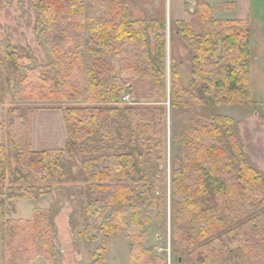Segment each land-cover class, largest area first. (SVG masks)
Here are the masks:
<instances>
[{"label": "trees", "instance_id": "obj_1", "mask_svg": "<svg viewBox=\"0 0 264 264\" xmlns=\"http://www.w3.org/2000/svg\"><path fill=\"white\" fill-rule=\"evenodd\" d=\"M195 1L176 22L177 35L193 52L186 86L173 59L166 70L165 17L134 19L129 0H38L52 61L27 67L30 57L0 39V104L11 80L18 87L17 103L5 114L0 183L9 167L12 181L20 183L15 197L38 199L41 191L30 183L70 179L62 161L80 153L86 200L96 208L99 231L126 233L128 264H167L146 245L144 213L166 207L155 187L164 171L157 168L153 183L148 167L166 156L168 99L178 120L171 139L179 148L169 174L176 261L264 264V177L242 150L237 121L216 110L257 104L251 96L250 21L217 18L215 8L222 6ZM227 6L233 9L235 2ZM39 106L62 111V148L33 149L31 114ZM0 196V204L11 197L3 185ZM53 233L52 215L42 208L27 219L0 214L1 264H55Z\"/></svg>", "mask_w": 264, "mask_h": 264}, {"label": "rangeland", "instance_id": "obj_2", "mask_svg": "<svg viewBox=\"0 0 264 264\" xmlns=\"http://www.w3.org/2000/svg\"><path fill=\"white\" fill-rule=\"evenodd\" d=\"M131 15L134 19H152L165 17L167 21V66L169 71L170 59H173L179 71L181 81L188 85L191 80L193 52L187 47L183 38L176 33L177 21L183 17L184 7L193 10L195 0H129ZM214 7L222 6L221 14L214 11L216 16L231 15L232 10L227 6L235 0H209ZM264 2V0H261ZM38 0H0V39L9 49L20 55H28L30 61L27 67L43 66L52 61L49 48L41 36V21L37 8ZM234 9V8H233ZM225 19V18H224ZM150 32V30H149ZM215 51L214 56H217ZM264 58L257 59L250 68L252 82V99L256 106L220 105L216 108L219 113L233 117L237 121V130L242 150L251 164L264 176V127H259L261 115L264 114ZM18 90L15 80H11L5 93L3 103L0 104V142L7 130L5 114L17 100L14 93ZM124 99H128L126 96ZM40 104V103H37ZM32 105V104H31ZM166 156L157 166L154 161L149 163L150 179L155 183L157 168L163 172L158 174L156 195L166 197V207L159 205L149 208L144 216L146 222V245L157 256L165 258L167 264H180L171 249L170 227V170L174 166L173 157L178 146L173 145L171 134L177 126L178 120L171 115L170 104L166 102ZM31 143L34 150L47 148H62L67 138L63 114L60 109L35 107L31 114ZM257 122V123H256ZM258 126L254 129L255 125ZM260 136V141L259 140ZM261 142V143H260ZM80 153L74 155L72 161L63 160L65 169L71 178L55 179L50 183H30L36 193L41 191L38 199L16 198L14 187L20 184L12 181L11 169H6L5 180L0 183L10 198L0 204V214L6 220L27 219L36 208L47 210L52 215L53 243L55 246V264H94L99 257L101 264H128L130 243L126 233L105 235L94 216L95 206L87 203L86 184L81 175ZM8 162L13 166L12 158L8 155ZM262 160V161H261ZM2 198L0 196V202ZM0 240V264L2 263ZM97 264V262H96ZM100 264V263H99Z\"/></svg>", "mask_w": 264, "mask_h": 264}, {"label": "crops", "instance_id": "obj_3", "mask_svg": "<svg viewBox=\"0 0 264 264\" xmlns=\"http://www.w3.org/2000/svg\"><path fill=\"white\" fill-rule=\"evenodd\" d=\"M216 10H218V12L223 11V9L222 10L216 9ZM221 12H219L218 14H221ZM228 12L231 13V15H227L225 17L218 15L216 16L215 12L214 14L217 18H225V19L248 18L249 19L250 28H251V65L252 63H257V59H261V57L264 58V2H261V0H235L234 9ZM251 67L252 66H250V68ZM251 96H252V82H251ZM255 112L256 115L259 114L261 115V119L259 120L258 124L260 128H263L264 114H262L259 111H255ZM254 125H255L254 129H256L258 126H256L255 123ZM259 140H260V136H259ZM260 148L264 150V145L263 144L260 145Z\"/></svg>", "mask_w": 264, "mask_h": 264}]
</instances>
